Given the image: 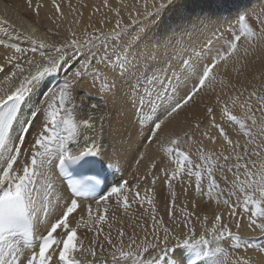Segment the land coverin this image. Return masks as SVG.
<instances>
[{
	"label": "snow or ice",
	"instance_id": "1",
	"mask_svg": "<svg viewBox=\"0 0 264 264\" xmlns=\"http://www.w3.org/2000/svg\"><path fill=\"white\" fill-rule=\"evenodd\" d=\"M53 4L59 12L60 8L55 0ZM104 6L108 7V0H104ZM143 7L146 23L141 24L136 33L155 23L162 14L182 5L177 0H145ZM224 7L226 6L222 4H206L200 6L199 10L187 13L185 34L189 30L195 34L208 29L213 30L214 35H223V31H227L232 34V39L225 48L217 49L214 55L208 57L203 56V47L200 51L193 48L192 54L180 61L182 75L163 68L159 71L151 67L144 69L143 65L149 63L150 53L143 61L140 60L139 50L134 47L139 36H133L129 32L119 8H112L110 10L115 13L116 21L109 32L91 35L82 42L73 38L66 45L55 48V52L59 53L56 56L41 52V57L46 61L44 64L27 59L25 62L28 65L35 64V73L25 75L11 93H5L0 88V93H4L0 95V264H81L76 257V253L84 251L82 241L77 236L78 230L86 227L99 235L100 230L96 225L106 222V215L94 216L92 204H88L87 221L80 216L78 222L73 224L70 217L81 207V201L87 200L95 202L97 213L103 205L106 214L107 202L111 197L116 198L117 204L122 201L127 210L130 207L127 194L132 189L128 181L123 180L109 190L114 170L110 171L112 166L106 162V153L98 139L105 135V123L110 121L106 114L99 117L87 114L86 118H78L79 112L84 111L83 107L78 109L75 104L74 92L79 83L91 81L99 92L109 96L117 94L121 88L126 89L130 96L135 93L133 107L137 111L139 122L149 124L147 142H161L157 133L161 131L162 125L188 105L201 89L215 90L217 83L226 86L223 78L217 81V72L214 70L222 66L227 71L229 63L241 59L242 40L249 45L243 49L244 57L249 55V48L254 49L258 43L264 42V27L259 29L258 34L249 21L254 13L238 11L235 17L230 18L220 11ZM136 16L137 19H133L129 15L132 25H137L140 13L137 12ZM149 17L152 19H148ZM257 20L264 24V21H259V17ZM222 23L226 25L223 31ZM71 35L76 37L75 32H71ZM0 45L12 48L16 53L25 52V49L16 44L6 43L3 38H0ZM39 47L52 45L39 42ZM65 47L71 51L66 52ZM204 47H208L211 52L210 44ZM32 51L35 52L36 49ZM18 59L17 56L8 57V63ZM13 67L16 70L8 75L9 81L16 77L17 72H25L20 63H15ZM2 71L3 67H0V72ZM188 81H193L191 89H187ZM41 88H46L48 93L39 94L50 93L42 112V130L37 133L27 155H24L22 148L32 127L30 117L37 115L35 111H27L29 100ZM181 88L186 89V94L176 100L177 90ZM241 96L243 92L228 97L231 108L227 101L221 102L219 97L217 103L223 104L220 108L221 118L238 127L240 133L247 138L245 143L242 145L240 140L230 139L225 127L217 123L213 108L207 107L211 127L226 142L227 154L224 150L219 153L205 151L201 146L197 149L198 161H194L184 147L194 133L186 131L183 137H170L166 143H161L163 152L172 158L175 165L170 175L167 171L165 175L168 176L169 189L172 188V181L180 179L182 175L194 177L196 193L206 192L210 199L215 193V203L227 206L230 209L229 216H235L236 209L242 206L243 211L248 213L249 229L253 232L259 230L264 237V94L254 89L247 98L241 100ZM90 107L94 111L98 110L97 104H91ZM237 107L241 111L240 115L234 114L233 109ZM195 128L200 129V123ZM87 132L92 134L86 135ZM203 136L211 143H216V137L209 132H203ZM81 140L84 142L83 146ZM22 156L24 163L21 164L18 161ZM143 158L141 153L136 163L139 164ZM151 167L155 168V163ZM53 169L67 190L64 194L67 198L57 195L55 203V189L50 178ZM229 173L231 179L228 177ZM217 174L230 187L222 189ZM152 183L155 184V178ZM134 187L139 189L140 184L137 183ZM172 195L174 200L175 193ZM232 197H235V201ZM62 199L64 202L61 206ZM134 199L141 205L146 202L151 208L153 239L149 241L145 236L138 243L133 234L125 243V233L121 230L118 243H113L110 236L105 235L104 239L112 249L111 264H201L205 260H210V264H252L245 257L230 258V254L222 246V242L226 240L233 249L252 248L264 253V246L254 240L241 238L239 223L236 224L237 231H233L221 223L220 215L215 216L210 231L211 239L205 235L195 238L193 228H189L188 233L181 236L165 227L163 218L159 220L163 233L160 236L155 227L157 220L154 197H141L137 191ZM57 208L60 215L53 221ZM181 211L186 219L192 216L190 212L183 209ZM207 219L205 216V223ZM42 227L46 230V235L41 232ZM101 249L103 250V245ZM149 249L158 251L149 253ZM88 251L93 258L96 257L94 249L89 248ZM144 253H149L151 258H145ZM101 264H108V261L102 260Z\"/></svg>",
	"mask_w": 264,
	"mask_h": 264
},
{
	"label": "bare ground",
	"instance_id": "2",
	"mask_svg": "<svg viewBox=\"0 0 264 264\" xmlns=\"http://www.w3.org/2000/svg\"><path fill=\"white\" fill-rule=\"evenodd\" d=\"M1 1L2 3H0V38L5 39L6 43H13L18 45L20 48L25 49V52L23 54H20L14 52L12 48H6L0 45V67H3V71L0 72V88H3L5 93H11L12 91H14V89L19 85V83L21 82V80L25 75H28L29 73L32 74L35 73L36 71L35 64L28 65L25 62L27 59H34L36 62L40 64L46 63V61L41 57L40 53L41 52L46 53L45 49H47V47L45 49L40 48L39 42H43L45 45H52V47L50 48L53 51L52 56L59 55V53L55 52V48L66 45V42L70 41L71 39V38L65 39L63 37V34L65 33L64 32L65 28L70 27V25H68L66 21L71 22L70 24L72 28H76L78 24L83 23L85 25V28L91 30L90 27H93L94 29L98 27V21H97L98 17L100 18V16L101 17L103 16L104 18H110V17H112V19L115 18L116 16L115 13L110 10L112 8H119L120 10L121 9L120 6L126 5L129 6L128 8L130 10L134 6H135L134 9L136 8L140 12H143L144 9V7L141 4H138L136 0H108V7L104 6V0H55V3L59 5L60 10L62 8L63 13H61L62 11L58 12L56 10L55 5L53 4V0H31V3H29V0H1ZM238 1L243 2L244 0H238ZM254 1H258V0H248V1L246 0V2H249L250 6L253 4ZM230 3H233V0H225V1L204 0L197 7L184 6L182 9L194 11L195 9L199 10L200 6L202 5L222 4L226 6L223 8V10H225L226 12L228 11L226 14L230 15L231 12H234L236 10V7L239 6L234 4V6L232 7ZM63 8H69L68 10L72 9L71 14H67L66 9H65L66 11L65 13ZM121 10L120 13L123 12V11L121 12ZM172 13L174 17H172V19H169L170 25L166 23V20H164L165 26L163 28V31H164V35L166 33L167 34L165 35V38H163L162 40L163 42L165 41L167 42L161 45H159V43H155L158 46H153L151 44L141 45V41H137L136 48L139 50L138 56L141 61H143V59L146 56H148L150 53L149 63L143 65L144 69L147 70L151 67L152 69L159 71L161 68H163L165 71H169V72L174 71L176 72L177 75H182L183 70L179 68L180 61L182 59H187L188 55L191 54L186 53L184 54V56H182L185 50H183L184 48L182 49L181 47L182 45L179 44V42L181 40L184 42V39L186 37L188 40L187 42H190L191 40L192 42L194 40L196 41V39L199 37L200 40L205 38V42H206V40L209 39L206 34L209 33L210 35L211 33L210 31H212L213 33V30L205 29L203 31L196 32L195 34H193L189 30L187 34H184L185 35V38L183 37L184 39H179V34L185 33V29L187 25L185 21L182 22L179 20L180 16L178 12L173 11ZM233 17L235 16L233 15ZM4 21H7V23H5ZM107 25L110 27L107 26L108 29H106V31L107 30L110 31L114 27L109 24ZM179 25H183L184 29H180V31L178 29L175 30L174 28L181 27ZM44 27H48L46 28L47 32L51 31L52 33H55L56 35H58V38H53L50 42H47L41 30ZM224 27H226V25L222 23L221 29ZM177 31L178 33L177 35H175ZM85 33L86 31L83 32L82 35H85ZM76 36H80V35L76 34ZM228 36L230 37L231 34H229ZM216 39L218 40L219 38L216 37ZM200 40L199 42H201ZM168 41L170 43H168ZM199 42L198 44H200ZM192 44L191 46L194 45ZM245 44L248 45L247 43ZM189 48L187 49L189 50ZM32 49H36V51L33 52ZM166 49L170 50L172 52L171 53L172 55L168 56V58L166 59L167 61L164 64L165 62L164 59L165 57H167V53H165ZM191 49L193 50L192 47ZM218 49H220V47H218ZM64 50L66 52L71 51V49H68L66 47ZM143 50L145 51L142 52ZM190 50L189 52L192 51ZM256 51H257L256 47L254 49L249 48L248 56L244 57L242 55L241 59L238 62H231L228 64L227 71H224L223 75L217 74L220 77L217 81L223 78L225 80L226 86H221L219 83H217L215 85V90L206 89L201 95L197 97L196 101L193 100L189 104V106L183 108L180 111L182 112L181 117L178 116V114H176L171 119H168L165 122V124L162 125L161 131L157 133V137L161 138V142H158L157 140H152L151 143L147 142L149 138L148 137L149 124L139 122V116L137 114L136 109L133 107V99L135 93H132L130 96L126 89L121 88L117 94H112L111 96L106 95L108 99L111 101L110 106H108V108L110 107L109 109L110 117H108L110 122L105 123V129L107 131L103 137H100L98 139V142L103 146V148H106L104 151L106 153V157H105L106 162L111 164L112 168H114L118 172L117 174L115 173V175H113L110 178L109 186L110 185L115 186V184L121 179L123 181L125 178L128 179L130 178L131 180H134V182H136L135 184L139 183L140 188L139 189L135 188V190H132L127 194L128 201L130 204V207L127 210L124 209L122 201L121 203L117 204L115 197L109 198L107 202L108 212L106 213L107 215L106 218L108 220L102 224L96 225V228L100 230L99 235H97L96 232L89 230L87 235L83 234L84 227H81L78 230L77 236L82 241V246L84 251L76 253V257L81 261V264H101L102 260H107L108 264H111L110 252L112 249L111 246L108 245L107 241L104 239L105 235H109L113 243H118L120 239L119 232L121 230L125 233L123 237L125 243L128 242L129 237L132 236L133 234L136 235L138 243L140 240L144 239L145 236L149 241L153 239L152 229L154 225L152 221L151 208L147 205L146 202L143 205H141V203L138 200L134 199V193L137 191L140 192L141 197H144L145 195L149 197H154L153 204L155 205L156 208V220H157L155 227L157 229V233L160 236H162L163 233L160 229L159 220L163 218L164 226L172 229L176 233H179L181 236L187 234L189 228H193L195 229V234L200 236L206 233L208 234V237H211L210 236L211 230L207 222L209 220L210 221L214 220L216 215H220L221 219L224 218L225 216L227 217L230 209L227 206L223 205L222 203L216 204L215 196H214L215 194L213 195L212 199L208 198L206 192L197 194L195 191L194 177H187L185 175H182L180 179L172 181V188L169 189L168 176L165 175V172L167 171L170 175L171 169H173L175 165L172 163V158H169L163 152L161 143H166L167 139L170 137H174V136L183 137L184 132L187 131L191 133L193 130H195V125L199 123L202 119L204 120L206 119V117H208L207 107L218 109L219 117H216V121L217 123L221 122L222 124H224L225 127H227L229 131L230 139L234 141L238 139L240 140V142L243 141L246 137H244L240 133L239 129L231 125L230 122H227L226 120L221 118V114H220L221 105L218 106L217 104V96L218 94L220 95L225 94L227 96L228 94H231L233 90H235L232 88L234 85V83H232L233 82L232 80H234L233 73L235 72L240 73V66H246V65L249 66L250 61L254 57L256 56L260 57L259 56L260 53H257ZM215 52L216 49L214 52L211 51L210 54L209 52L208 53L203 52V56L208 57L209 55H214ZM11 56H17L19 59L14 60L12 63H8V57ZM255 61H257L258 69L264 70L263 69L264 59L260 58ZM15 63H20L24 67L25 72L24 73L17 72L16 77H13L12 80L9 81L7 77L8 75H10L12 71L16 70L13 67ZM163 64L164 66L162 67ZM141 75H143V73H141ZM62 78H63V74L61 75V79ZM244 78L245 77L243 76V78L240 79L243 81L241 82V85L243 88L247 89V85L250 83V81L249 80L244 81L243 80ZM192 86H193V81H188L187 89H191ZM80 87L84 88L87 92H91L96 96L105 95L103 92H99L97 90V87H94L92 85L91 81H83L79 83L78 88ZM39 93H48V90L46 88H41L38 90L37 94H34L30 98L29 106L27 109L29 113L33 111L34 108H32L31 105H34L35 102L42 103L41 108L39 106L37 111H39V108L40 111H42V107L45 106L49 94L44 96ZM3 94L4 93H0V95ZM185 94H186V89L183 88L178 89L175 96L176 100H180ZM74 95H76L77 98V94ZM96 96H93L92 99L93 102L95 101V104L98 102L96 100ZM87 99H88L87 102L86 101L81 102L83 108L87 107L91 103V97H87ZM228 106L230 108L232 107V105L230 104H228ZM76 107L79 109L81 106L77 105ZM89 110H90V114L96 117H99L101 114H105V110L106 112L108 111L107 109L103 110L102 108H98L97 111H94L92 109ZM233 111L234 114H241V111L238 107L233 109ZM42 112H38L35 117H30L32 119V127L26 136L25 143L22 148V153L24 155H27L29 148L32 147V142L37 138V133L42 130V126H43ZM79 113L80 114L78 115V118H86V115L89 114L88 112H83V113L79 112ZM208 121H210L209 118ZM205 131L209 132L211 135L216 137L215 144L211 143L206 137L203 136V132ZM196 133L198 134V132ZM85 134L91 135L92 133L87 132ZM198 137L201 140H203L205 145H207V149L204 148L205 151H212L211 150L212 148H216L220 151L221 150H224L225 152L227 151L228 146L226 142H224L222 138L219 137L216 129L204 128L203 130L199 131ZM193 140H194V135L190 140H188V143L185 146L191 144ZM207 143H209L210 145H208ZM83 145L84 142L83 140H81V146ZM141 153H143L144 158L143 160H140L139 164H137L136 161L139 160ZM18 163L21 164L24 163V156L21 157ZM153 163H155L156 165L155 168L151 167ZM50 178L53 182L55 189L53 195V202L55 203V197L57 195L62 196L64 199H66L67 197L64 195L67 191L66 186L64 185V182L56 175L55 169H53ZM153 178H155V184L152 183ZM135 184L132 183L129 186ZM173 192L175 193L174 200L172 195ZM64 199L61 200V206L63 205ZM88 204H92L94 216L97 214L99 215L104 214L103 205H101L100 212L97 213L96 205L94 201L91 200L81 201V207L77 209L76 213H73V217H70V220H72L73 224L78 222L80 216H83L85 221H87ZM182 209L192 213V216L186 219L181 211ZM59 215H60L59 208H57L55 211V216L52 218L53 221ZM205 216H207L208 218L206 223L204 221ZM248 224L249 221L245 223L244 229L242 228L240 230V234L244 236H248L249 238H257V237L261 238L262 236L260 235L259 230H257L256 232L251 231V229H249L248 227ZM205 229H207L208 231L206 232ZM41 232L43 234H46V230L43 227L41 228ZM253 240L260 245H262V242H264L260 240L257 241V239H253ZM93 241H95V243H93ZM101 245H103V250L101 249ZM89 248L95 250L96 252L95 258H93L91 253L88 251ZM241 249H245V248L242 247ZM156 251H158V249L157 250L149 249V253H154ZM149 253H144V257L151 258L149 256ZM241 257L251 259L254 261L255 264H264V254L259 253L258 251L252 248H247L246 253H242ZM203 262L204 264H210V260H205Z\"/></svg>",
	"mask_w": 264,
	"mask_h": 264
},
{
	"label": "rangeland",
	"instance_id": "3",
	"mask_svg": "<svg viewBox=\"0 0 264 264\" xmlns=\"http://www.w3.org/2000/svg\"><path fill=\"white\" fill-rule=\"evenodd\" d=\"M204 0H177V3L178 4H180V5H182V7H179V8H173V9H171L170 11H167L166 13H164V14H162L161 16H160V18L158 19V20H156V22L155 23H153V24H151V25H149L146 29H144L142 32H140V33H136V29L137 28H139V26L141 25V24H143V23H146V20H145V17L143 16V12H144V9H143V12H140V11H138L136 8L134 9V7L130 10L128 7L129 6H120V8L122 9H120L121 10V12L122 13H120V15H121V18L123 19V23L125 24V25H128V28H129V32H131L132 34H133V36H139V39H137L135 42H134V47H136L137 46V41H141V45L142 44H151V45H153V46H158V45H156L155 43H159V45H161V44H163V43H165V42H167V41H165V42H163V38H165V35L167 34H165L164 35V31H163V28H164V26H165V22H164V20H166V23L168 24V25H170V20L169 19H172V17H174V15H173V11H176V12H178L179 13V16H180V18H179V20L180 21H186V19H187V13L188 12H190V11H192V10H183L182 8L184 7V6H195V7H197L201 2H203ZM225 1V0H224ZM248 1V0H247ZM261 1H263V2H261ZM136 2L138 3V4H141L142 6H143V4L145 3V0H136ZM140 2V3H139ZM256 2V3H255ZM259 2V3H258ZM0 3H2V1L0 0ZM241 3H243V4H241ZM231 4V6L233 7L234 6V4H236V5H239L238 7H236V10L234 11V12H231V14L229 15V14H226L227 12L225 11V10H223V9H221L220 11H222L223 13H224V15H226V16H229V17H233V15L235 16L236 15V13L238 12V11H247V12H250V13H254V15H252V16H250L249 17V21H250V23H251V25L253 26V28L254 29H256L257 30V32H258V34H259V29L261 28V27H264V24H262V23H260V22H258V20H257V17H259V21H264V0H258V1H254L253 2V4L250 6L249 5V2H246V0H244L243 2H239L238 0H233V3H230ZM242 5V6H241ZM245 6V7H244ZM124 8V9H123ZM125 8H126V10H125ZM245 8V9H244ZM65 9H66V11H67V14H71V12H72V9H70V10H68L69 8H63V10H64V12L66 13V11H65ZM134 10V11H133ZM149 10L151 11L152 9H151V7H149ZM195 10H198V9H195ZM194 10V11H195ZM62 11V8H61V10H60V12ZM137 12H139L140 13V16H139V18H138V23H137V25H132L131 24V20L129 19V15H131L132 16V18L133 19H137V16H136V13ZM236 12V13H235ZM61 13H63V11L61 12ZM133 14V15H132ZM135 14V15H134ZM164 16V17H163ZM114 18V17H113ZM108 21H107V20ZM148 19H152L151 17H149ZM98 27H96L95 29L93 28V27H90L91 28V30H88L87 28H85V25L83 24V23H80V24H78L77 25V27L76 28H72L71 27V22H67L66 21V23L68 24V25H70V27L69 28H65V33L63 34V37L65 38V39H73V38H76V39H79V41H84V40H88L89 39V37L91 36V35H99L101 32H104V33H107V32H109L108 30L106 31V29H108V27H110V26H108L107 24H109V25H112V26H115V21H116V16H115V18L114 19H112V17H110V18H104L103 16L101 17L100 16V18L98 17ZM80 25V26H79ZM83 26V27H82ZM108 26V27H107ZM179 26H181V27H179V28H174L175 30H179L180 31V29H184V26L183 25H179ZM46 28H48V27H44L43 29H41L42 30V34L44 35V38H45V40L47 41V42H50L53 38H58V35H56L55 33H52L51 31H48L47 32V30H46ZM172 28V29H173ZM236 28H238V25L236 26ZM71 29V31H69ZM234 30H236L235 28H234ZM86 31V33H85V35H82L83 34V32H85ZM89 31V32H88ZM170 31V30H169ZM174 31V30H173ZM221 31H223V28L221 29ZM71 32H75L76 34H78V35H80V36H76V37H72V35H71ZM211 33H210V35H209V33H207L206 35H207V37L210 39H208L209 40V42H208V40H206V42H205V38H203L202 40L204 41H202V40H200V37L199 38H197L196 39V41L194 40L193 42H192V40L190 41V42H187L188 40H187V37L185 38V33H181V34H179V39H184V42L181 40L180 42H179V44H181L182 46V49L183 50H185L184 52H183V54H182V56H184V54H192L191 52L193 51L192 49H191V47L192 48H198V50H197V48H196V51H200V49L203 47L204 48V52L205 53H208L209 52V54L211 53L210 51H208L209 50V48L207 47H204L205 45H208V44H210V48H212L211 49V51L212 52H214L215 51V49L217 50L218 49V47H220V49H223L224 47H226V45H227V42L228 41H230L231 39H232V34L230 33V32H227V31H223V35H220V33H216L215 35H214V37H213V33H212V31H210ZM177 33H178V31L176 32V34L175 35H177ZM229 34H231V36L229 37L228 35ZM209 35V36H208ZM184 37V38H183ZM206 37V36H205ZM214 38V39H212V38ZM216 37L217 38H219L218 40L216 39ZM82 38V39H81ZM70 39V40H71ZM199 40L201 41V42H199ZM223 40V41H222ZM211 41H212V43H211ZM214 41H217V42H214ZM220 41H221V43H220ZM194 42H196V43H194ZM198 42L200 43V44H198ZM203 42V43H202ZM168 43H170L169 41H168ZM193 45V46H191V44ZM222 43H225V44H222ZM197 45V46H196ZM200 45V46H199ZM217 45V46H216ZM189 46H190V48H189ZM264 42H262V43H258L257 44V46H256V52L257 53H260L259 54V56L260 57H254L251 61H250V64H249V66H251V67H249L248 65H246V66H240V73H238V72H235V73H233V76H234V80H232L233 82L232 83H234V85H233V89H235V90H233L232 92H231V94H228L227 96L225 95V94H218V96L217 97H219L220 98V101L221 102H224V101H229L228 102V104H230L231 105V102H230V100H228L227 98L231 95V96H236V95H238L240 92H243V96H241V100H243V99H245V98H247V96H248V94L251 92V91H253L254 89H256L260 94H264V70H259L258 69V64H257V61H255V60H257V59H264ZM245 47H249V45H246L245 43H244V41L242 40L241 42H240V49H241V56L243 55V49L245 48ZM46 47H44V49H45ZM51 47H47V49H45L46 50V54L47 55H49V56H52V50L50 49ZM187 48H189V50L191 51V52H189V50L187 49ZM258 48V49H257ZM259 50V51H258ZM48 51H50V52H48ZM145 50H143L142 52H144ZM207 51V52H206ZM49 53H51V54H49ZM165 53H167V57H165V59H164V64L166 63V59L168 58V56H171L172 54V52L170 51V50H168V49H166V52ZM181 55V54H180ZM262 56V57H261ZM164 64L162 65V67L164 66ZM255 64H257V65H255ZM255 65V66H254ZM264 66V65H263ZM257 68V69H256ZM256 69V70H255ZM264 69V68H263ZM214 71H216L217 72V74L218 75H223L224 74V71H225V69H224V67H222V66H218V68H217V70H214ZM244 71V72H243ZM259 71H261V72H259ZM244 74V75H243ZM217 75V80L220 78L219 76ZM248 75V76H247ZM239 76V77H238ZM243 76L245 77L243 80L245 81V80H249L250 81V83L247 85V89L246 88H243L242 87V85H241V82H243L242 80H240V79H242L243 78ZM242 77V78H241ZM253 78H254V80H253ZM63 79V78H62ZM237 79V80H236ZM230 80V79H229ZM231 81V80H230ZM235 81V82H234ZM238 82V83H237ZM240 82V83H239ZM252 83V84H251ZM240 84V85H239ZM254 84V85H253ZM238 85V86H237ZM249 86H250V88H249ZM236 88H238V89H236ZM246 89V90H245ZM206 89H201V91L200 92H198L197 93V95L193 98V100L194 101H196V99H197V97L199 96V95H201L204 91H205ZM251 90V91H250ZM237 91V92H236ZM234 93V94H233ZM74 94H77V98H76V100H75V104H76V106L77 105H80L81 107H82V104H81V102L82 101H88V99H87V97H91V103H90V105L91 104H95V101L93 102L92 101V99H93V96H96V95H94V94H92L91 92H87L84 88H82V87H80V88H77V90L74 92ZM49 95H50V93H49ZM45 96V95H44ZM74 96H76V95H74ZM96 100L98 101L96 104H97V107L98 108H102L103 110L104 109H107L108 111L106 112V110H105V114L106 115H108V117H110V111H109V109H110V107L108 108V106H110V104H111V101L108 99V97L106 96V95H98V96H96ZM192 100V101H193ZM192 101H190L189 102V104L192 102ZM78 103V104H77ZM189 104L188 105H185L183 108H185V107H187V106H189ZM218 104V103H217ZM41 105H42V103H40V102H35L34 103V105H31L32 106V108H34L33 109V111L35 110V111H37V109H38V107L40 106V108H41ZM90 105H88L87 107H84V111L83 112H88L89 114H90V110L89 109H91V107H90ZM221 105V107L223 106V104L221 103V104H218V106H220ZM45 107V106H44ZM44 107H42V111H43V109H44ZM80 107V108H81ZM220 107V108H221ZM40 108H39V111H37L36 113H38V112H42V111H40ZM89 108V109H88ZM182 108V109H183ZM182 109H180V111L182 110ZM93 110V109H92ZM213 110H216V111H214V114L216 115V117H219V111H218V109H214L213 108ZM179 111V112H180ZM32 112V111H31ZM82 112V113H83ZM176 113V114H178V116H182V112H180V113ZM80 114V113H79ZM78 114V115H79ZM175 114V115H176ZM174 115V116H175ZM237 115H240V114H237ZM173 116V117H174ZM257 116L259 117L260 116V113L258 112L257 113ZM172 117H170L169 119H171ZM208 118H209V120H210V117L208 116V117H206V119H202L199 123H200V125H201V128L200 129H196L195 128V130H193L191 133H194V140L191 142V144H188L187 146H185V149L186 150H188L189 151V154H190V158L191 159H193L194 161H198V156H197V149L199 148V147H201V146H203L204 148H206L207 149V145H205L204 144V142H203V140H201L199 137H198V134H199V131H201V130H203L204 128H206V129H208V128H210V129H212V127H211V120L210 121H208ZM203 121V122H202ZM208 121V122H207ZM209 123V124H208ZM220 124L222 125V126H224V124H222L221 122H220ZM231 124V123H230ZM210 126V127H209ZM225 127V126H224ZM203 128V129H202ZM238 128V127H237ZM214 129V128H213ZM225 130H226V132L229 134V131H228V129H227V127H225ZM196 132H198V134L196 133ZM196 133V134H195ZM196 135V136H195ZM196 137V138H195ZM245 139H247V138H245ZM243 140V141H241L240 143L243 145L244 143H245V141L246 140ZM197 143V144H196ZM208 145H210L209 143H207ZM251 147V146H250ZM105 149L106 148H103V151H105ZM212 151H214V152H216V153H219L220 152V150H218V149H216V148H212L211 149ZM225 154H227V151L225 152ZM113 170H115L114 168H111V171H113ZM116 171V172H115ZM114 171V175H115V173L117 174L118 172H117V170H115ZM228 177H229V179H231L232 177H231V174L229 173L228 174ZM217 178H218V181H219V183H220V185H221V188L222 189H227L228 187H230V185H227V184H225V182L223 181V180H220L219 179V174H217ZM124 180H127L128 181V183H129V185H131L132 183H136V182H134V180H131L130 178L128 179V178H125ZM133 181V182H131V181ZM118 182H122V179L121 180H119ZM133 186V187H132ZM132 186H129L130 188H132V190H135V187H134V185H132ZM111 187V186H110ZM110 190V189H109ZM106 194V193H105ZM215 194V193H214ZM215 196V195H214ZM233 201H235V197H232L231 198ZM103 215H106L105 213L103 214ZM107 216V215H106ZM225 218V219H224ZM224 218H222L221 219V223L222 224H226L230 229H232L233 231H237V229H236V224L237 223H239L240 224V228H239V233H240V230L243 228L244 229V225H245V223H247L248 221H249V219H248V213H245L244 211H243V207L241 206V207H238L237 209H236V215L235 216H229V214L227 215V217L225 216ZM108 219L106 218V221H107ZM210 221V220H209ZM208 221V222H209ZM207 222V224H209V227H210V230H211V228H212V226H213V224H214V222H215V219L214 220H211L209 223ZM83 231H84V233L83 234H85V235H87L88 234V228H86V227H84L83 228ZM203 235H205L206 236V238H208V239H211V237H208V234H206V233H204ZM241 235V237L243 238V239H251V240H253V239H257V241H264V237H261V238H249L248 236H244V235H242V234H240ZM195 238H199V235H195ZM222 246L224 247V249H225V251L226 252H228L229 254H230V258H235V257H241V255H242V253H246V251H247V248H245V249H233L231 246H230V244H229V242L226 240V241H223L222 242ZM261 246H264V242H262V245ZM259 252V251H258ZM259 253H261V252H259ZM264 254V253H263ZM251 260V259H250ZM251 262H252V264H255L254 263V261L253 260H251ZM202 264H204V262L202 261L201 262Z\"/></svg>",
	"mask_w": 264,
	"mask_h": 264
}]
</instances>
